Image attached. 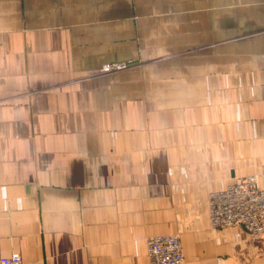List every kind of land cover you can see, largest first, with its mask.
I'll use <instances>...</instances> for the list:
<instances>
[{
	"label": "crops",
	"instance_id": "crops-1",
	"mask_svg": "<svg viewBox=\"0 0 264 264\" xmlns=\"http://www.w3.org/2000/svg\"><path fill=\"white\" fill-rule=\"evenodd\" d=\"M123 71L101 73L107 64ZM264 188V0H0V259L264 264L207 199Z\"/></svg>",
	"mask_w": 264,
	"mask_h": 264
},
{
	"label": "built area",
	"instance_id": "built-area-1",
	"mask_svg": "<svg viewBox=\"0 0 264 264\" xmlns=\"http://www.w3.org/2000/svg\"><path fill=\"white\" fill-rule=\"evenodd\" d=\"M127 63L107 64L101 73L128 68ZM208 218L213 228L243 227L254 240L264 237V188L257 176L237 179L224 189L212 191L207 199ZM149 264H184V253L178 235H155L147 239ZM0 264H26L20 254L2 257Z\"/></svg>",
	"mask_w": 264,
	"mask_h": 264
},
{
	"label": "rangeland",
	"instance_id": "rangeland-1",
	"mask_svg": "<svg viewBox=\"0 0 264 264\" xmlns=\"http://www.w3.org/2000/svg\"><path fill=\"white\" fill-rule=\"evenodd\" d=\"M119 64V63H118ZM129 65V64H128ZM130 66V65H129ZM128 66V67H129ZM124 70H126V69H124ZM123 71V70H122ZM118 72H120V71H118ZM114 73V72H113ZM107 74H111V73H107ZM104 75V74H103ZM163 235H168V234H163ZM184 253V252H183ZM148 257V256H147Z\"/></svg>",
	"mask_w": 264,
	"mask_h": 264
}]
</instances>
